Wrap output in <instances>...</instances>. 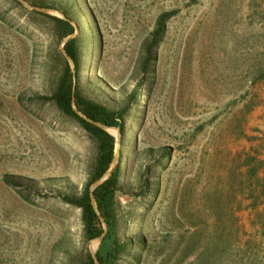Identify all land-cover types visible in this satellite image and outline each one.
Wrapping results in <instances>:
<instances>
[{"label": "rangeland", "instance_id": "rangeland-1", "mask_svg": "<svg viewBox=\"0 0 264 264\" xmlns=\"http://www.w3.org/2000/svg\"><path fill=\"white\" fill-rule=\"evenodd\" d=\"M18 1L0 0V264H87L98 247L64 200L97 142L44 98L73 69L70 36L81 95L126 108L122 133L104 128L121 151L115 264H264V0Z\"/></svg>", "mask_w": 264, "mask_h": 264}, {"label": "trees", "instance_id": "trees-1", "mask_svg": "<svg viewBox=\"0 0 264 264\" xmlns=\"http://www.w3.org/2000/svg\"><path fill=\"white\" fill-rule=\"evenodd\" d=\"M15 1L20 4V1ZM174 13L175 11L162 12L156 18L154 27L143 47L141 66L144 71H147L155 61V51L163 38L166 22ZM54 18L61 23L64 36L75 31L68 19L55 16ZM75 41V37L70 36L63 44L66 54L73 62V69L65 60L59 83L51 95L44 98L52 100L61 113L84 127L97 142L95 164L89 179L78 196L70 195L64 197V200L80 209L84 234L87 239L97 238L102 234L95 256L89 255L87 264H115L127 246L126 243L118 241L115 237L114 199L119 189L121 151L119 150L118 158L114 162L115 136L95 122L105 126H115L122 133L126 108L110 109L104 104L81 95L78 87L80 64ZM259 167V164L256 163L252 164L250 169L256 173ZM107 170H110L107 177L91 189V185L100 179ZM4 180L9 185L18 184L13 183L7 177H4ZM102 222L105 223V228H103Z\"/></svg>", "mask_w": 264, "mask_h": 264}, {"label": "water", "instance_id": "water-1", "mask_svg": "<svg viewBox=\"0 0 264 264\" xmlns=\"http://www.w3.org/2000/svg\"><path fill=\"white\" fill-rule=\"evenodd\" d=\"M36 8H37V7H36ZM37 9H40V8H37ZM66 55H67V54H66ZM95 123H96L97 125L103 127V128L115 127V126H105L104 124H101V123H99V122H95ZM115 128H117V127H115ZM117 129H118V128H117ZM116 141H117V139H116ZM117 155H118V151L116 150V151H115V156H114V162L116 161ZM109 172H110V170H107L106 173H105L100 179L96 180V181L91 185V189L94 188L98 183H100L101 181H103V180L107 177V175L109 174ZM93 204H94V206L96 207L94 201H93ZM101 238H102V234H101L100 236L97 237V239H98L99 241L101 240Z\"/></svg>", "mask_w": 264, "mask_h": 264}]
</instances>
